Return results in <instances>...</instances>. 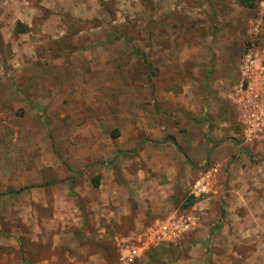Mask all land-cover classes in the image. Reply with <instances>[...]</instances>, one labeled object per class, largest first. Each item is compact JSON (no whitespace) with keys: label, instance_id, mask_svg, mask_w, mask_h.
<instances>
[{"label":"rangeland","instance_id":"1","mask_svg":"<svg viewBox=\"0 0 264 264\" xmlns=\"http://www.w3.org/2000/svg\"><path fill=\"white\" fill-rule=\"evenodd\" d=\"M256 107L264 0H0V262L264 264Z\"/></svg>","mask_w":264,"mask_h":264},{"label":"built area","instance_id":"2","mask_svg":"<svg viewBox=\"0 0 264 264\" xmlns=\"http://www.w3.org/2000/svg\"><path fill=\"white\" fill-rule=\"evenodd\" d=\"M250 58H248L249 60ZM246 69H248L246 67ZM247 73V70H244V74ZM241 91L243 92V89L241 88ZM248 103H251V99H247ZM252 123L251 126H253V128L255 129V131L261 133L262 135H264V108L262 107H256V109L254 110V113L252 115ZM181 230V226L179 225V223L177 222H173L170 225L169 228V233H165V232H157L154 235H152V238L150 239V241L148 242H144L141 244V246L137 249H133L132 251L129 252V254L124 257L123 261L126 264H132L134 262V260L136 258H138L140 256V253H142L144 250H146V247L149 246L151 243L155 244V243H159L161 241H168V240H172L175 239L177 237V233H179ZM168 238V239H166Z\"/></svg>","mask_w":264,"mask_h":264},{"label":"crops","instance_id":"3","mask_svg":"<svg viewBox=\"0 0 264 264\" xmlns=\"http://www.w3.org/2000/svg\"><path fill=\"white\" fill-rule=\"evenodd\" d=\"M240 156L243 157L242 163H247V160H246V158L248 157L247 154L244 152ZM0 264H5V263L2 261V262H0Z\"/></svg>","mask_w":264,"mask_h":264},{"label":"trees","instance_id":"4","mask_svg":"<svg viewBox=\"0 0 264 264\" xmlns=\"http://www.w3.org/2000/svg\"><path fill=\"white\" fill-rule=\"evenodd\" d=\"M244 5H245V4H244ZM98 181H99V179H95L94 183H95L96 185H98Z\"/></svg>","mask_w":264,"mask_h":264}]
</instances>
